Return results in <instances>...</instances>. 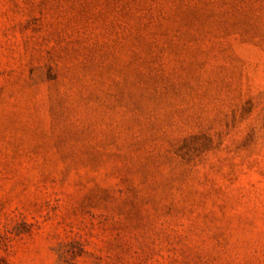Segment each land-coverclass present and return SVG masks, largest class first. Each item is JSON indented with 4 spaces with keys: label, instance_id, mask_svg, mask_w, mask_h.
I'll use <instances>...</instances> for the list:
<instances>
[{
    "label": "rangeland",
    "instance_id": "1",
    "mask_svg": "<svg viewBox=\"0 0 264 264\" xmlns=\"http://www.w3.org/2000/svg\"><path fill=\"white\" fill-rule=\"evenodd\" d=\"M0 264H264V0H0Z\"/></svg>",
    "mask_w": 264,
    "mask_h": 264
}]
</instances>
